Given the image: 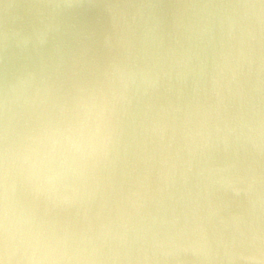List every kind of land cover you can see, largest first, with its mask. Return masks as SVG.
<instances>
[{
	"label": "clouds",
	"instance_id": "clouds-1",
	"mask_svg": "<svg viewBox=\"0 0 264 264\" xmlns=\"http://www.w3.org/2000/svg\"><path fill=\"white\" fill-rule=\"evenodd\" d=\"M0 264H264V0H0Z\"/></svg>",
	"mask_w": 264,
	"mask_h": 264
}]
</instances>
